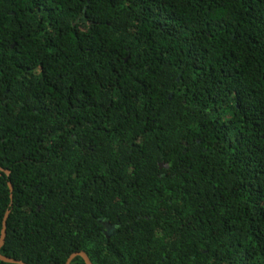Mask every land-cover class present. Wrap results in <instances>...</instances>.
I'll return each mask as SVG.
<instances>
[{"label":"trees","instance_id":"16d2710c","mask_svg":"<svg viewBox=\"0 0 264 264\" xmlns=\"http://www.w3.org/2000/svg\"><path fill=\"white\" fill-rule=\"evenodd\" d=\"M0 165L4 256L264 264V0H0Z\"/></svg>","mask_w":264,"mask_h":264},{"label":"water","instance_id":"95a60500","mask_svg":"<svg viewBox=\"0 0 264 264\" xmlns=\"http://www.w3.org/2000/svg\"><path fill=\"white\" fill-rule=\"evenodd\" d=\"M0 171L6 173L7 175L10 173L9 170L7 169H4L1 165H0ZM9 185V188H10V191H12V185L11 183H8ZM9 210L6 211L5 215H4V218H3V222H2V230H1V234H0V248L2 247V245L4 244V240H5V235H6V219L8 217V214H9ZM81 255L84 259V262L86 264H92V262L90 261L89 257L84 253V252H79V253H73L70 255V257H68L67 261L65 264H69L71 259L75 256V255ZM0 260L4 261V262H10V263H17V264H27L25 262H23L22 260H17V259H14V258H10V257H7V256H4L0 253Z\"/></svg>","mask_w":264,"mask_h":264},{"label":"flooded vegetation","instance_id":"af4514ba","mask_svg":"<svg viewBox=\"0 0 264 264\" xmlns=\"http://www.w3.org/2000/svg\"><path fill=\"white\" fill-rule=\"evenodd\" d=\"M106 226V225H105ZM108 227V226H107ZM79 252H81V251H78V252H73V253H79ZM82 252H84V251H82ZM73 253H71V254H73ZM85 253V252H84ZM70 254V255H71ZM86 254V253H85ZM70 255H69V257H70ZM87 255V254H86ZM77 256H80L82 259H83V257L81 256V255H79V254H77V255H75L72 259H71V261L75 258V257H77ZM88 256V255H87ZM67 261V260H66ZM70 261V262H71ZM83 261H84V259H83ZM85 263V262H84ZM86 264V263H85Z\"/></svg>","mask_w":264,"mask_h":264}]
</instances>
